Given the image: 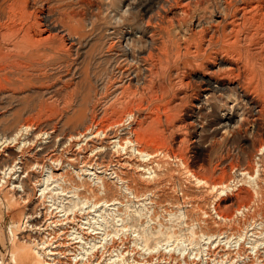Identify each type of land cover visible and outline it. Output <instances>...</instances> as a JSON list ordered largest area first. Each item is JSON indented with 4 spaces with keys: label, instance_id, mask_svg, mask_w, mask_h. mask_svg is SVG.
<instances>
[{
    "label": "rangeland",
    "instance_id": "374dc122",
    "mask_svg": "<svg viewBox=\"0 0 264 264\" xmlns=\"http://www.w3.org/2000/svg\"><path fill=\"white\" fill-rule=\"evenodd\" d=\"M28 1L35 2L31 21L35 17L43 21L48 15L56 27L55 38L42 43L52 45L55 52L48 55L40 48L41 65L26 85L0 83V140L20 133L16 142L0 141V247L9 263L25 264L21 256H16L17 262L12 258L18 245L28 246L33 258L27 236L35 231L25 226L36 205L43 211L51 205L41 189H53L52 180L45 183L52 169L63 186L54 189L59 191L57 204L78 205L75 221L69 225L89 228L84 229L86 237L97 236L96 244L105 245L89 251L79 249V244L74 250L61 247L68 257L59 256L57 264H264V109L257 123L252 106L243 103L231 111L224 103L232 97L230 90L203 100L205 85L199 82L202 68L196 59L170 61L158 73L154 72L161 70L156 58L155 65L140 59L150 45L136 22L157 11L162 16L160 0ZM200 2L208 10L198 7L193 16L211 22L220 0ZM11 3L0 1L1 38L11 22L8 16L14 14L11 8L17 9L14 26L25 23H19L21 5ZM72 31L74 41L69 38ZM1 38L0 52L9 46ZM122 38L129 39L127 61L118 47ZM144 66L152 70L146 82ZM129 75L134 81L128 85ZM118 82L127 83L119 92ZM160 85L170 87L169 94L164 93L169 99ZM128 110L140 112L142 118L129 120ZM225 115L231 118L228 132L220 124ZM132 123L137 130L133 141L140 150L154 154L152 159L124 145L125 129ZM95 126L106 136L102 131L97 137V130L88 132ZM115 140L123 146L117 147ZM18 162L23 169L9 174L7 167ZM19 174L28 185L26 196L11 189L13 182L18 184ZM223 175L225 183L220 187L215 180ZM115 201L118 204L111 205ZM91 203L101 204L99 210L105 213L84 215L93 210ZM92 230L99 233L94 235ZM65 236H60L62 242Z\"/></svg>",
    "mask_w": 264,
    "mask_h": 264
},
{
    "label": "bare ground",
    "instance_id": "6f19581e",
    "mask_svg": "<svg viewBox=\"0 0 264 264\" xmlns=\"http://www.w3.org/2000/svg\"><path fill=\"white\" fill-rule=\"evenodd\" d=\"M160 2L161 4L158 10L159 9L162 10L163 12L162 16H161L162 13L160 14V12L157 11L155 12L156 14H152L151 16H149L147 20L136 22L138 24L137 29L141 31L142 36L145 37L146 42L150 45V48L147 52L145 53L141 52L142 55L140 56V59L142 58L143 62L146 61L148 62V60H150L151 61L150 64L155 65L156 62L153 61L156 58L157 59L156 61L158 62L156 66L157 65L160 66L161 69L158 71H154L157 73L160 71L163 72V70L166 67H169L170 65L168 64L170 63V61L177 62V60H181L182 58H192L194 62V59H196V61L200 62L198 63V65L202 68V69L198 68L199 70L202 71L200 74H198L199 82L205 85L203 100L209 101L211 98H214L216 95L218 94L223 95L225 94L226 91L230 90L232 92V97L229 96V98L232 100L226 97V102H224L227 104L229 109L233 111L234 108H237L238 106H240V104L247 103L248 105L252 106V108L254 109L253 112L254 111L256 112V119H257L256 122L259 123L258 122V120L260 119L259 117L263 113V109H264L263 108L264 106V0H220L219 5L217 4L218 7H216V11H214L215 19H213L211 22L205 20L204 17L203 18L197 17L195 19V17L193 16V13H195L196 8L198 7L204 6L201 8L202 12H206L208 10V6L204 5V3L200 2V0H160ZM34 3L31 1L29 2L28 0H12L11 3L12 6L14 4L21 5L20 8L18 9V13L20 15L19 17L21 19L19 23L22 24L24 21L25 22L24 24L28 25V27L26 26V28L28 29H26L25 26H23L24 24L20 27L14 26L15 24H18L15 18L16 16L15 14H17L16 13L17 9L11 8V10H9L11 11L10 14L14 13L8 16V19L11 22H8V24L5 25L8 29L5 28V31L2 33V38L0 36L2 40L1 42L3 43L5 42L6 44L9 45L6 49H3L6 51L0 52V83L5 85L6 87L9 85L10 86H14V85L21 86L22 84L26 85L31 81L30 80L31 76L33 77L34 72L37 71L36 68H38L41 65V64L39 65V57H42L40 56V48H43L44 51L48 50L49 51L47 52L48 55H50V52H55V48L52 47V45L50 46L49 44L48 46H44L42 43L48 42L50 41V39L55 38V36L52 34V31H54L56 27L53 26V24L50 22V18L48 15L45 16L43 21H39L36 17H35L36 20L31 21L34 14V12L32 11L34 10V5H35ZM127 11L128 10L126 9L123 12L126 14ZM22 27H24L25 30H22L21 29ZM78 27L79 26L77 25V29L79 30L80 27L79 28ZM87 28L88 27H86V29ZM72 29L73 28H71V30ZM69 38L73 41L76 39L73 31L72 33H70ZM128 42L129 39L122 38V40L119 41L118 44V47L122 51L121 54H123L124 58L126 57V61L130 56ZM157 50L160 51L159 54H161L163 57L159 56L158 53H155V51ZM131 55L133 57V60L139 62L138 61L139 57H134L135 54L133 55L132 53ZM188 64L191 65L192 63L188 62ZM118 65H120V63ZM177 66L179 68V65ZM153 67L155 68V66ZM143 68L144 71L142 74V80L146 82L147 73L151 72L152 70L151 68H148L146 66H144ZM169 70H171V68ZM178 72L179 70H177L176 74H179ZM133 74L136 75V73ZM129 76L130 78L127 81L128 85L131 84L132 81H134L133 79L134 77H131V75ZM136 77L137 75L135 76V78ZM122 84L123 82H118L115 85V90L117 92H119L121 88L127 85V83L124 85ZM169 88L165 85H160L159 87V89L163 93L162 94L163 96H166V94L164 93H167L169 91ZM160 100L162 101V99ZM258 104L262 106L259 107ZM128 112L130 111L128 110L126 112L127 115H125V117L129 118V120L131 121L133 120L137 121L139 118L140 119L142 118L140 112L137 113L135 112L128 113ZM126 113L124 112L121 113L118 119H120ZM263 116L264 115L262 114V117ZM241 120L242 117L241 119L238 120V122H240ZM140 122L141 121H139V123ZM230 122H231V118H229L228 115L223 116L220 124H222V126L224 127L225 132H228L230 130L231 128ZM134 124L132 123L130 127H127L125 129L126 131L125 134L128 136V141H125L124 145L127 146L126 148L130 147L132 150L136 151V153H138L143 158L152 159L154 157V154L140 150L139 147H137L136 141L135 140L133 141L132 138H134V136L137 134L136 126H134ZM26 128L28 129L30 127L28 126ZM96 130L97 133L96 135H94V137H97L100 131L104 132V136H106L107 134L106 131L99 129L96 126L94 128L92 127V129L89 128L88 132L93 134V132H96ZM79 134H83V133H79ZM19 135L20 133H16L13 136H8L7 138L4 139L1 138V140L3 141V143L8 141L16 142L19 140ZM114 142L116 143L115 145H117V147L123 146L121 140L119 141L115 140ZM260 146H262V143H260ZM19 164H21V162H18L17 165L14 166L12 165L9 168L7 167L6 171H9L8 172L9 174L10 173L18 174L19 170L23 169V167H18ZM87 173L88 175L94 174L92 172H87ZM20 174L18 175L17 178H15L18 184L14 185L13 182L11 189L13 192L19 193V195L22 193V195L26 196L27 194L26 188L28 185L25 184L23 180L20 181L21 179ZM47 178L48 179L45 180V183L52 180L53 184L55 183L54 187L52 186L53 189H48V187L46 188L42 187L44 189H41V192L42 194H44V198L45 197L50 198L49 202H51V205L45 206L43 208L45 209L44 211L42 210V207L36 205L32 209V211H30L31 213L30 214L28 213L29 214L28 222H30V224L27 225L26 223L25 226V228L27 227V229L30 228V230L28 229L29 231L32 232L35 231L33 232L35 234L33 235L29 234L28 235L29 237L27 236L28 240H31L30 242L32 243L31 249L33 251V258H32V253L30 252V248L25 245H18L17 247L18 250H15L12 253V258H15L16 256L19 258L21 256L22 259L25 260V264H57V262H60L59 256L62 255L68 257L66 253H63L61 251V247H68L74 250V248L77 249V247H73V246L75 244H79L77 245L78 248L81 250L83 249L85 251H89L90 248L96 250L98 247H104L105 245L103 244L101 245L96 244L98 242L96 240L97 236L89 239L88 232L84 231V229H89V228L83 227L81 229H78L77 227L73 228L69 225L73 221H75V216H77L75 207L78 205L75 204V206H72L73 208L72 207L65 208L64 206L60 207L59 204H57V197H56V195L58 196L59 191H55L54 189L56 187H60L62 183L59 182V179L58 180L54 179L55 174L53 173L52 169L49 171V176ZM215 181L221 184L220 187H224L225 175L220 176V178L216 179ZM99 182L100 181L96 183ZM19 187H22L23 190H20ZM61 188L63 189V186H61ZM102 188H105L104 183L102 184ZM126 188L129 189L128 186H126ZM76 196L78 197L79 194L76 193L74 197ZM86 204H88V202H86ZM114 204H118V203L115 201V203L111 205ZM107 205L108 204L106 203L105 206ZM101 206H102L101 204L99 207L96 204H92L91 208L93 210L85 211L86 213L84 212V215L86 214L88 216V214L90 213L92 214L95 212H100L101 210L99 209H101ZM111 210H116V208H113ZM58 213H62V214L59 215ZM102 213L105 212L101 211L99 216H101ZM32 223L33 225H31ZM89 225H91L90 222ZM69 229H71V231ZM58 231L59 233H61L60 236L67 235L63 238L64 239L63 242L60 236H58ZM90 233H93L95 235L98 234L99 232H94V230H92V232ZM86 235L88 236L86 237ZM70 236L72 237L70 238ZM114 243L115 241L113 239L111 245H113ZM117 255L118 257H120L119 254ZM17 257L15 262H17ZM33 259L34 262H32ZM76 263H77V259H76ZM85 263L86 262L84 261L83 264ZM0 264H10L9 261L6 259L5 255L2 253L1 247H0Z\"/></svg>",
    "mask_w": 264,
    "mask_h": 264
}]
</instances>
